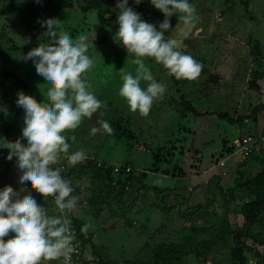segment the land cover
I'll return each instance as SVG.
<instances>
[{"label":"rangeland","instance_id":"374dc122","mask_svg":"<svg viewBox=\"0 0 264 264\" xmlns=\"http://www.w3.org/2000/svg\"><path fill=\"white\" fill-rule=\"evenodd\" d=\"M36 1L0 0V12L3 14L0 16V37L4 36L7 39V41L4 40L0 43L2 47L3 44L7 43V48L0 51V56L6 59L3 64L1 61L4 60L0 57V150L7 153V155H9V149L5 146L9 142H14L20 138L22 143H27L22 138L24 110L16 104L17 94L22 91L26 95L33 96L37 102H42L45 99L41 93L47 87L46 81L36 73L32 60L24 59L31 49L39 45L32 39L34 25L37 24L39 28L41 27L40 21L34 22L32 19V13L38 15V12L42 9L32 3ZM143 1L141 0L137 5L133 0H128L126 7H134L133 11L139 13L142 20L157 26L158 29L159 24L165 19L164 14L151 4V0L142 5ZM117 3L109 11H105L103 18L111 16V21L117 19L120 11L116 7ZM189 3L193 4L196 10L197 23L195 28L190 31L186 38L182 36L180 29L184 26L180 20L181 14L175 13L172 17H169L170 29L164 35L166 39L174 38L180 42L181 51L195 58L202 64V68H207L208 75L214 76L217 74L221 76L222 81L220 86L217 87L218 84L210 82H205L204 85L201 84L200 86L196 80H177L169 74L168 70L156 63L153 58L143 57L141 59L151 70L156 81L166 87L163 98L154 102L147 117L141 116L138 112L130 111L126 101L119 95V88L122 86L119 70L123 67L125 72H131L135 75L137 66L130 63L136 57L134 54L127 53V50L122 47L115 35L117 31L114 28H109L106 31L108 36L101 42L105 43L107 47L103 44L89 43L90 47L86 54L93 59L94 65L83 74V79L90 85L89 90L95 94L102 105L106 106L101 107L97 113H94L91 119L85 118L78 129L65 133L69 137L67 140L70 145L69 154L77 150H83L87 157L85 160L96 159V167H99L101 162L111 165L126 163L129 165L125 168L127 171L132 170L131 172L134 175L145 174L141 182L136 183L134 181L135 187L123 197H128V200H125L124 203L126 208H129L121 213V217L111 218L109 210L104 209L101 215L93 221L88 216V207L85 203L79 206L80 211H71L72 216L77 220L87 221L80 222L81 224L89 225L87 232L81 234L82 238L88 242H85L84 245L80 243L84 261L89 264L93 263L97 256L102 261L115 264L130 263L132 261H139L143 264L148 263L146 252L151 250V246L160 241H163V243L177 242L178 235L183 232V228H180L185 227L186 223H191L185 221V218L179 217V214L183 213V207H191L196 203L202 204L204 202L206 198L204 193L200 192V188H196L190 183H196V180L204 182L211 175L217 174L221 183L224 182L221 185L223 189L231 187L232 180L235 178L233 170L235 165L231 163L232 166L229 168V166L220 163L228 160L239 163L241 162V156L232 154L216 161L211 155L220 151L217 134L224 135L226 133L227 138H230L229 136L233 134L234 129H238V127L226 125L223 120L214 123L212 119L207 117L203 121L198 119L192 111L190 113L186 112L179 98L180 96L185 98L184 101L190 102L192 110L227 112L232 118L237 117L233 112L236 113L238 109V113L245 114L249 102L252 106L264 104V79L259 82V93L248 87V82L254 78L253 68L257 72L264 73V0H189ZM102 4L105 6L104 0ZM38 5H41V2ZM203 7L212 10L208 12L203 10ZM70 15V13H66L62 21L66 27H77L74 28L77 30L75 38L83 34L81 29L87 28L85 26L90 27V30L94 32L92 28L99 25L96 21L95 10L85 13L83 22L79 20L82 14H74V18ZM3 16L7 17V21ZM101 33L102 29L96 30L94 37H99ZM11 47H14V49ZM247 63V69L249 68L251 71L248 76L246 75L245 83L244 81L233 83L237 80L236 76L237 78L242 76L243 68L246 67ZM3 70L8 74L6 78L2 76L1 72ZM231 73H234V75ZM29 74L32 77H29ZM232 76H235V78L231 80ZM173 78L177 80V83ZM228 83L230 85H227ZM34 86H36L35 90L33 89ZM141 86L145 87L146 82L142 81ZM199 87H202V90L212 87L213 90L210 93H219L220 95L214 94L206 99L201 96L202 93L198 92ZM223 88L228 95L222 96L221 90H224ZM109 105H112L116 110H109ZM101 112L103 116L100 115ZM186 114L187 117L182 119L181 115L185 116ZM100 120L107 121L111 127L114 120H116L121 127L114 130L111 135L104 133L102 130L94 136L91 135L90 129L93 127L99 128ZM208 124H213L211 126L213 130H208L205 127ZM179 127L180 129L177 131ZM124 130H129L128 137H125L122 133ZM244 131H247L253 137V141L257 143L255 144L252 141L250 144L251 151H256L258 156H264V110L258 114L256 121L248 120L239 133ZM72 136H75V140L71 139ZM183 137L185 140L181 141ZM176 140L178 141L175 143ZM172 146L177 151H182L184 156H188V160L189 158L192 159V162H187V160L186 164L182 159H179L177 165L184 176L175 179L158 173L147 172L146 169L152 163V153L156 149L162 147L169 149ZM194 150H197V152H193ZM207 158H211L209 164L205 162ZM198 159L201 161V171L205 175L198 178H189L195 175L193 161ZM213 161L215 162L212 163ZM60 162L67 163L63 154ZM159 166L162 169V163ZM260 167L264 169V166ZM16 168L19 170L17 163L12 165L7 172L11 176L9 185L19 182L21 172L19 170L18 174ZM142 186H147L148 189L154 186L167 190V199L163 210L164 204L160 199L162 193L153 194L150 190L144 192L141 189ZM175 186H177V189H174ZM201 188H205V186L202 185ZM186 189L192 191L188 192ZM176 193L183 196L185 200L183 207L176 208L178 204L172 202L173 200L176 201ZM177 200L178 203L182 202L179 198ZM42 201L49 216L61 215L56 205H50L44 199ZM219 204V207H221L222 203ZM171 205L175 208L169 214H166L164 211H167V208ZM111 207L116 210L113 205ZM207 211H213L215 214L221 213L217 205L208 208ZM116 213L120 215L119 211ZM63 215L66 214L63 213ZM234 220H236V226L239 228L242 219L239 216L234 217L233 214L229 215L228 222L232 224V228L235 226L233 224ZM200 221L196 220L195 224H201ZM71 228L73 229L72 226ZM259 237L261 239L264 237V230L260 232ZM91 244H93L92 248ZM140 248L144 250L140 251ZM260 250L261 248L258 247L259 252ZM249 255V250L244 251L246 264L262 263H259V258L249 257ZM178 264L212 263L208 259L197 261L195 256L188 255ZM217 264H227V262L218 259Z\"/></svg>","mask_w":264,"mask_h":264},{"label":"clouds","instance_id":"9594fccd","mask_svg":"<svg viewBox=\"0 0 264 264\" xmlns=\"http://www.w3.org/2000/svg\"><path fill=\"white\" fill-rule=\"evenodd\" d=\"M133 2L138 5L141 0ZM127 3L128 0H118L116 5L120 11L115 35L127 53L134 54L136 58L130 63L137 67L135 75L125 72L123 67L119 70L122 79L119 95L130 111L147 117L154 102L163 98L166 87L156 81L141 58H153L177 80H196L202 72V64L181 51L176 39H166L164 33L170 29L169 17L180 13L184 26L180 33L186 38L196 26L197 15L189 0H151L165 17L157 29L126 7ZM60 24L55 18L42 22V26L47 27L45 35L49 41L41 42L24 57L32 60L36 73L46 81L47 87L41 93L45 99L37 102L22 91L17 94L16 104L24 110L22 138L27 143H22L20 138L9 142L5 146L9 149L7 162L0 163L7 164L15 156L21 172L19 183H26L43 198L53 197L61 215L49 216L46 208L30 194L21 196L24 189L17 192L5 186L0 190V264H46L61 259L63 264H71V255L76 251L71 221L63 213L73 211L79 197L72 195L71 181L62 176V169L53 166L59 163L62 154L70 166L87 158L83 150L69 154V137L65 133L78 129L85 118L91 119L106 105H102L83 79V74L94 65L86 54L90 47L87 35L73 39L68 32L59 30ZM142 81L146 82L145 87L141 86ZM213 113L223 115L225 112ZM226 114L228 119H233ZM219 118L215 116L212 120L214 123L226 121ZM99 124V128L90 129L91 135L101 130L109 135L114 133L107 121L100 120ZM71 139L75 140V136ZM88 227L85 224L81 232L86 233Z\"/></svg>","mask_w":264,"mask_h":264},{"label":"trees","instance_id":"16d2710c","mask_svg":"<svg viewBox=\"0 0 264 264\" xmlns=\"http://www.w3.org/2000/svg\"><path fill=\"white\" fill-rule=\"evenodd\" d=\"M103 0H39V2H32L36 6H40L42 9L38 12V15L35 13H32V19L34 22L40 21V28L39 25H34V28L32 29V39L35 41V43H41V42H48L49 38L45 35L47 32V27L42 26V22L46 21L50 18H55L61 21L60 29L66 31L70 34V36L75 39V36L77 34V30L74 28L77 27H66L64 26V22L62 21L63 16L66 15V13H70L71 17L75 14H82L81 18L79 20L83 22L85 19L84 14L88 11L95 10L96 11V21L99 24L97 27H93L92 32L90 27L85 26L87 28H82V35H87L88 42L90 44L95 45H107L105 43H102V40H105L106 31L109 30V28H114V30H118V24L117 19L115 21H111L112 17L103 18V14L105 11H109L112 6L118 2V0H104L105 6L102 4ZM149 0H144L142 5L144 3H147ZM41 2V5H38ZM141 5V6H142ZM140 7V6H139ZM134 7H132L133 9ZM203 10H207L210 12L212 9H206L203 7ZM3 15L0 12V16ZM62 15V16H61ZM3 18L7 21V17L3 16ZM74 18V17H73ZM100 24L104 25L101 26ZM80 25V24H79ZM37 26V27H36ZM37 28V29H35ZM102 33L97 36L94 39L95 31L101 30ZM93 34V35H92ZM7 37V36H6ZM108 39V37H107ZM7 41V39L3 36L0 37V43ZM7 44V43H6ZM26 47V46H25ZM7 48V46H6ZM14 49V47H11ZM115 48V47H112ZM0 51H3L2 45L0 46ZM10 53L9 51H7ZM3 64L5 63L6 59L0 56ZM161 67H163L160 64ZM248 63L246 64V67L243 68V74L241 77L236 76L235 82L242 83L246 79V75L250 74V69L248 68ZM164 68V67H163ZM165 69V68H164ZM247 71V74H246ZM253 71V80L248 82V87L252 89V91L260 92L259 89V82L264 79V73L257 72L255 68L252 69ZM208 69L202 68V72L200 76L196 79L198 82V85L201 86L205 84V82H210L214 84H218L217 87L220 86V83L222 81L221 76H212L208 75ZM249 72V73H248ZM3 77H7V73L3 70L2 72ZM207 73V75H206ZM234 75V73H231ZM29 77H32L29 74ZM235 76L231 77V80L234 79ZM175 83H177V80L173 78ZM227 85H230L228 83ZM225 88V87H224ZM223 88V89H224ZM33 89H36V86L33 87ZM212 87L206 90H202V87H199V93H202V97H210L212 95H220L219 93H210L212 92ZM226 90H221L222 96L226 94ZM228 95V93L226 94ZM256 96V94H254ZM181 103L184 106V109L186 112L192 111L194 116L197 117H207L209 119H213L215 116L221 119H225L226 125H232L233 127H238V129H234L233 134H231L227 138V134L224 135H218L219 139V149L220 151L216 154H212L211 156L216 159L227 157L228 155L235 154L236 156H241L239 153H235L237 148L234 145H230L231 142L235 139H241L242 137L249 136L252 141L253 137L247 132L244 131L243 133H239L241 129H243V126L245 123L250 120L252 122L257 120L258 114L264 110V104L255 105L252 106L250 102L247 105V110H245L244 113H237L239 109L236 111V113L233 112V114L237 115V117H234L233 119L227 118V112H225L223 115H216L213 112H205V111H198L192 110L190 108V102L184 101V97L180 96ZM241 104V103H240ZM242 106V105H241ZM109 110H116L112 105H109ZM250 109V110H248ZM175 114V113H174ZM215 114V116L213 115ZM176 118V115L174 116ZM182 119L187 117V114L185 116L181 115ZM219 118V119H220ZM112 127H114V130L120 129L121 126L117 124V121L114 120L112 123ZM180 127L177 128V131H179ZM125 137H128L129 130L122 131ZM232 137V138H231ZM185 138L183 137L184 141ZM178 140L175 141V143ZM180 141V140H179ZM253 143L257 144L253 141ZM249 148L250 145H247ZM252 150V149H251ZM197 152V150H194L193 152ZM217 151V150H216ZM215 151V152H216ZM251 152V153H250ZM248 155L241 160V162L234 163L232 161V164L235 165L233 170L235 174V178L232 180V185L230 188L223 189L221 185H219V176L217 174H213L206 182L205 184V200L201 203H196L194 206L191 207H183L185 200L183 199V196L180 194H175L176 201L173 200L172 202H175L178 204V207H183V213L181 212L179 214L180 218H185V221L191 222L190 224L186 223L185 227L183 228V232L180 233L177 237V242L179 244H176L177 242H168L163 243V241H160L159 243L154 244L151 246V250H147L146 256L148 254V263L145 264H178L181 263L182 259L187 257L188 255H193L196 257L197 261H206L207 259L211 261L212 264H217V260H225L227 264H246V258L244 256V251L249 250V257L259 258V263L263 264L264 262V237L261 239L259 237L260 232L264 230V169H262L260 166H264V156H258L255 152L250 151ZM209 155V154H208ZM179 159H182L183 162L186 164V161L188 160V156H184L182 151H177L174 146H172L169 149L160 148L156 149L155 152L152 153V163L151 165L146 169L149 173H159L161 175L171 176L175 179L181 178L184 176L180 168L178 167ZM211 158L205 159V162L209 164V161ZM231 161V160H229ZM187 162H192V159L189 158ZM194 167H195V173L199 170H201V161L194 160ZM213 161L212 163H214ZM16 163V157L12 158L10 160L5 168H7V172L9 169ZM162 163L163 167L160 168L159 164ZM220 164L227 165L226 162H221ZM96 159L91 160H84L81 163H78L77 165L71 167L68 162L67 163H59L58 165H55V167H59L62 169V176L71 181V186L73 187L74 191L72 193L73 196L79 197L78 203L75 211H80L81 205L84 203L87 204L88 207V216L94 221V219H97L101 213L102 210L107 209L109 210V215H111V218L121 217V213L125 210H127L129 207L126 208L124 201L128 200V197L123 198L125 195H127L133 187H135V182L138 183V181L141 182L143 179V176H145L144 173L136 174L134 175L132 170L125 172V168L129 165L126 163H120V164H107L105 162H101L99 164V167H96ZM54 167V168H55ZM117 168L118 170L114 172V169ZM6 171V170H5ZM4 171V174L0 175V182L7 179V186L10 182L9 174H7ZM18 172V169L16 170ZM7 174V178H6ZM135 181V182H134ZM134 182V183H132ZM0 186L1 189H3V186H5V183H2ZM141 189L144 192H147L150 190L153 194H156L158 192H161L162 195L160 197L162 204L164 206L162 207V210L165 208V200L167 199V190L166 189H159V188H149L147 186H142ZM136 189V190H141ZM147 190V191H146ZM28 194H30L33 198H35L36 202L43 206L42 199L46 200L50 205H55L54 200L52 197L43 198L40 194L35 192V190L31 189L28 186ZM181 199L182 202L178 203L177 199ZM219 199V200H217ZM54 203V204H53ZM219 203H222V206L219 207ZM172 204V203H171ZM114 206L116 208L113 209L111 206ZM218 207L220 210V214H215L213 211L208 212V208H213V206ZM128 206V205H127ZM173 205L169 206L167 208V211H164L166 214H169L171 210L175 207H172ZM45 208V207H44ZM126 208V209H125ZM122 209V210H120ZM47 210V208H46ZM120 215H118V212ZM66 216L71 221V226L76 232V236L80 240L81 244L84 245L85 242H88L84 238H82L81 234V228L84 226L80 222H87L86 220H77L72 215V212H65ZM233 214L234 217H240L242 219L241 226L238 228L236 226L234 220V227L232 228L229 222H228V216ZM198 220L201 222V224L197 225L195 224V221ZM92 222V221H91ZM210 222V223H206ZM214 222V223H212ZM237 227V228H236ZM11 235V234H10ZM165 235V234H164ZM161 238V237H160ZM159 238V240H160ZM197 240V241H195ZM252 244V245H250ZM148 245V244H146ZM93 247V244H91V248ZM258 247L261 248L260 252L258 251ZM143 248H140V251H143ZM206 259V260H205ZM78 264H89L85 262L82 258V256H79V260L77 261ZM91 264H115L113 262H107L102 261L100 258L97 259L91 263ZM123 264H143L139 261H132L130 263L124 262Z\"/></svg>","mask_w":264,"mask_h":264},{"label":"crops","instance_id":"0c3cea01","mask_svg":"<svg viewBox=\"0 0 264 264\" xmlns=\"http://www.w3.org/2000/svg\"><path fill=\"white\" fill-rule=\"evenodd\" d=\"M2 49H6V44H3V47H2ZM199 119H201L202 121L203 120H205V118L204 117H201V118H199ZM214 124V123H213ZM213 124H208V125H206L205 127L208 129V130H213V128L211 127ZM219 134H221V133H219ZM219 134H217V139L219 138L218 137V135ZM232 138V137H231ZM1 152H3V153H5L4 151H1L0 150V153ZM5 154H7V153H5ZM232 161H227V165L226 166H229V168L232 166ZM5 166H6V164H3V163H0V175H2V174H4V171L7 173V168H5ZM16 170H17V168H16ZM19 171V170H18ZM18 174H19V172H18ZM205 175V173L203 172V171H201V170H199V171H197L196 173H195V175H192L191 177H189V178H198V177H203ZM166 176V175H165ZM212 176V175H211ZM210 176V177H211ZM169 177H171V176H169ZM6 178H7V174H6ZM173 178V177H172ZM15 180V179H14ZM13 180V181H14ZM206 182H207V180H205L204 182H201L200 180H196V183H190V184H192V186H194V187H196V188H200L199 190H200V192H205V188H201L202 187V185L203 186H205V184H206ZM2 183H5V186H7V179L5 180V182H4V179H3V181L2 182H0V185L2 184ZM221 181H220V179H219V185H222V184H224V182H222L221 184ZM5 186H3V188L5 187ZM15 191H17V192H20V190L21 189H24V191L23 192H21L20 194H21V196H23V195H26V194H28V185L25 183V184H23V185H21L19 182H17L16 184H12V185H10ZM1 187L2 186H0V190H2L1 189ZM151 187H153V188H156V187H154V186H151ZM177 186H175V188L174 189H177L176 188ZM190 188V187H189ZM184 189V188H183ZM188 192H191L192 190H188V189H186ZM199 192V191H198ZM178 194V193H177ZM5 239H7V238H5ZM82 252V251H81ZM82 258H83V260H84V257H83V252H82ZM80 256V257H81ZM79 260V258L78 259H73V264H75V263H78L77 261ZM47 264H63V261H62V259L61 260H58V261H53V262H46Z\"/></svg>","mask_w":264,"mask_h":264},{"label":"built area","instance_id":"2783aa9c","mask_svg":"<svg viewBox=\"0 0 264 264\" xmlns=\"http://www.w3.org/2000/svg\"><path fill=\"white\" fill-rule=\"evenodd\" d=\"M252 143V139L249 136L242 137L241 139H235L233 140L232 144L237 148L235 153H239L242 158L246 157L248 153L251 151V146L248 148L247 145H250ZM7 155L3 152L0 153V162H7ZM118 169L115 168L114 171L116 172ZM125 172H128L127 169H125ZM53 198V197H52ZM54 200V198H53ZM75 239H74V246L76 248V251L71 255V264H73V259H78L79 256L82 255V248L80 246V240L77 239L76 232L74 229H72ZM53 262V261H51ZM47 264V263H46Z\"/></svg>","mask_w":264,"mask_h":264}]
</instances>
